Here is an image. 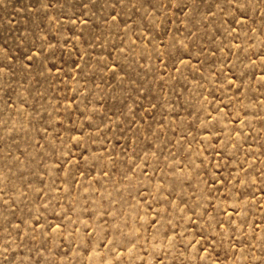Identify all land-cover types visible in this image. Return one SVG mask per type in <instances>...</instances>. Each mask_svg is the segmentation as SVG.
I'll list each match as a JSON object with an SVG mask.
<instances>
[{
	"label": "rangeland",
	"instance_id": "obj_1",
	"mask_svg": "<svg viewBox=\"0 0 264 264\" xmlns=\"http://www.w3.org/2000/svg\"><path fill=\"white\" fill-rule=\"evenodd\" d=\"M0 264H264V0H0Z\"/></svg>",
	"mask_w": 264,
	"mask_h": 264
}]
</instances>
